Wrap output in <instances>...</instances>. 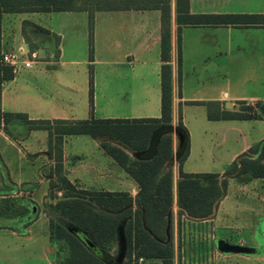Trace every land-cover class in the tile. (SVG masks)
Segmentation results:
<instances>
[{
	"label": "crops",
	"instance_id": "1",
	"mask_svg": "<svg viewBox=\"0 0 264 264\" xmlns=\"http://www.w3.org/2000/svg\"><path fill=\"white\" fill-rule=\"evenodd\" d=\"M176 0H170L171 18V69H172V121L176 126L179 122V112L181 122L187 130V134L192 139L193 131L188 123L186 115H183L184 107L194 106L198 108L196 122H199L207 134L212 129L220 126L221 121H249L262 119H209L207 116L206 102H213L211 105L214 113L225 109L237 110L239 102L255 105L257 101L264 102V93L261 95L248 94L231 97L225 84L219 83L218 72L224 68L223 61L227 58H253L264 62V25L232 26V25H181L180 30V80L177 76V27L176 23ZM45 14V19L49 23L35 21L33 19L21 18L20 26L13 33L12 48L23 47L26 51L45 50V55L32 68H19L12 72L11 78H5L4 65L0 61V111L25 113L29 119H70L82 120L89 118L107 119H139V118H159L160 117V34L161 22L160 11L157 9L147 10H109L97 11L94 14L93 28V58L90 60L89 51L75 52L74 43L80 49V43H86L89 48V14L87 11H17L2 12L0 15V57L2 52L15 51L5 49L2 43V19L8 14ZM101 13L106 14V20L102 23V28L96 23ZM190 14H264V0H189ZM105 42V55L101 56L97 42ZM98 46V47H97ZM87 48V49H88ZM58 52V54H57ZM126 60V63L124 62ZM100 63L107 68L103 73L93 69V63ZM95 65V64H94ZM120 65H127L131 69L129 76L124 78L123 72L115 71ZM148 65H155L157 69L150 71ZM82 67V68H80ZM92 68L93 96L92 106L89 101V70ZM157 78H152V75ZM213 74V77L211 75ZM191 78L189 79V77ZM209 76V77H208ZM194 77V79L192 78ZM202 77V78H201ZM207 77V78H205ZM205 78V79H203ZM216 78V79H215ZM223 81V80H221ZM227 100L230 104L226 108ZM217 102V104L215 103ZM202 108L203 110H199ZM202 116L204 118H202ZM212 123V124H211ZM24 136L30 135L33 131H43L46 136L42 137L40 144L41 154H44L42 167L43 180L48 181V195L43 196L42 201L49 199L51 193L50 178L47 173L54 164V159L48 153V132L47 130H27L25 126ZM231 129L242 132L239 124H229ZM17 128L14 131L16 135ZM189 132V133H188ZM241 133V134H242ZM0 134L11 147L19 153L20 148L5 133L3 125H0ZM22 135V137H23ZM72 136H88L94 142L93 154L77 152L74 155L68 153L66 144L68 138ZM188 136V141L189 140ZM8 137V138H7ZM264 138L258 139V142ZM173 155L177 146V139L172 135ZM244 141L239 149L232 153V162L240 157L249 154L248 150L255 144ZM63 171L65 176L77 189L107 191V192H127L131 197H135L139 190L137 182L122 168L114 159L108 155L99 145V142L87 134L67 135L63 138ZM190 149V147H189ZM132 156V153H130ZM189 155V154H188ZM187 155V157H188ZM0 152V197H5L9 191L11 197H23L30 199L34 203L31 205L30 214L20 221H27L32 225L34 216L44 209L43 202L34 199L35 183L27 181H13L8 174L5 179L2 173L5 172V164ZM133 157V156H132ZM173 157V156H172ZM186 157V159H187ZM242 157V158H243ZM30 158H35L31 156ZM75 159L80 165L76 166ZM185 173H198L184 170ZM173 172V192L174 201L171 207L172 213L176 210V215L172 217L173 230L170 240L173 245V264H219L217 260L220 255H225L217 249L215 241L223 239L230 244H240L250 248H261L262 253L241 254L245 257L255 256L264 258V232L262 234L253 233L246 238L229 240L218 230V222L226 224V216L219 215L221 202L224 198L217 199L211 214L203 218H195L187 213L180 220L177 217L176 183L178 179V160L167 164ZM6 170V168H5ZM219 176L222 173H217ZM73 175V177H71ZM264 185V178H257ZM220 180V178H218ZM7 181V182H6ZM58 183L54 186L56 189ZM55 189H53L55 191ZM44 200V201H45ZM256 202L262 204V208L257 216L264 219V197L258 198ZM217 204V205H216ZM136 208V205H133ZM47 218V216L45 215ZM176 217V218H175ZM238 218V216H236ZM19 220V219H17ZM185 220V223L183 222ZM252 221H250L251 224ZM48 223V218H47ZM176 223V227L174 226ZM24 226V225H23ZM27 226V225H26ZM26 226H24L26 229ZM222 227H225L222 225ZM234 227V226H233ZM226 228V227H225ZM236 228V227H234ZM2 229V228H0ZM8 229L5 228V231ZM30 230V229H29ZM14 234L28 233L11 231ZM18 236V235H14ZM48 246L53 254L55 248L49 241V227H47ZM168 241V242H169ZM164 243H167L164 241ZM204 247L208 250L206 256H198L194 251L186 254V250H193L196 247ZM182 252H184L182 254ZM223 253V254H222ZM225 253V254H224ZM200 257V258H199ZM206 257V258H205ZM142 258V257H140ZM203 259V260H201ZM52 264L53 258H49ZM159 264V260H148L142 258L141 263Z\"/></svg>",
	"mask_w": 264,
	"mask_h": 264
},
{
	"label": "trees",
	"instance_id": "2",
	"mask_svg": "<svg viewBox=\"0 0 264 264\" xmlns=\"http://www.w3.org/2000/svg\"><path fill=\"white\" fill-rule=\"evenodd\" d=\"M147 10L160 11V117L139 119H107L89 118L70 119H29L27 114L0 111V125L7 135L14 137V131L23 125L27 130L43 129L48 132V153L54 164L47 173L50 187L58 183L56 192H62L55 202H45L43 211L48 218L49 241L55 248L52 264H106L93 255L72 233L67 226L73 225L85 232L98 247L110 254L116 245V228L123 220L128 244V264L132 252L137 257L148 260H159V264H173V245L166 239L167 215L174 201L173 172L167 167L173 156V139L171 134L160 139L157 154L150 160H138L130 155L148 146L151 132L172 121V69H171V33L170 0H0L2 12L17 11H79L89 14V58H93L94 14L97 11L109 10ZM177 27V76L180 80V30L181 25H232L249 26L264 25V14H190L189 0H176ZM58 54V52H57ZM5 78L12 77V68H4ZM89 70V101L92 106L93 77ZM217 104V102H215ZM237 110L225 109L215 114L206 102L209 119H262L264 118V102L255 105L239 102ZM178 126L187 134L181 122L179 112ZM87 134L99 142L101 148L110 155L137 182L139 190L135 197L127 192H107L77 189L65 176L63 171V138L67 135ZM15 138V137H14ZM259 143L248 152L256 153ZM189 152L187 147L178 160V179L176 183V202L178 213L186 212L195 218H203L211 214L214 202L221 195L219 174L217 173H185L182 163ZM241 169L237 177L245 179L264 178V145L256 158L243 157ZM237 169L234 160L227 172ZM225 185V181H223ZM9 192V191H8ZM6 192V193H8ZM0 197V219H24L30 214V199L23 197L10 198L6 194ZM55 196L50 193V199ZM16 205L10 208L7 205ZM3 205L5 207L3 208ZM133 205L137 207L134 208ZM8 211V212H5ZM144 214L145 225L142 216ZM29 222H25L26 226ZM172 233V221L170 234Z\"/></svg>",
	"mask_w": 264,
	"mask_h": 264
},
{
	"label": "rangeland",
	"instance_id": "3",
	"mask_svg": "<svg viewBox=\"0 0 264 264\" xmlns=\"http://www.w3.org/2000/svg\"><path fill=\"white\" fill-rule=\"evenodd\" d=\"M106 14L107 13H101L96 21L100 28L103 27L102 23L106 20ZM7 16L8 17L2 19V43L5 49L9 50H17L16 47L12 48V39L14 31L16 32L20 26L21 18H34L35 21L49 23L48 20L45 19V14L32 15L25 13H11ZM79 45L81 47L80 49H77V43L72 45V47L74 46L75 52H81V49L83 51V48L86 52L87 50L89 51L87 42L80 43ZM97 45L100 47L99 51L101 56L104 57L105 42L99 41L97 42ZM126 60L127 59L124 61L125 63ZM223 64L224 68H222V71H220V73L218 72L217 75L219 76V83L225 84L231 97L248 94L261 95L264 93L263 61L259 59L255 60L253 58H241V60H238L237 58H227L226 61H223ZM92 67L99 73H103L105 68H107V66L97 62L93 63ZM148 68L153 72L157 69V66L148 65ZM115 71L123 72L124 78L131 73V69L127 65H120ZM153 77L154 79L155 77L158 79L155 73L154 76L152 75V78ZM211 77H213V74ZM190 78L191 76L189 79ZM192 78L194 79V77ZM199 110L203 109L200 108ZM197 112L198 108L194 106L184 107V110H182L183 115H186L188 123L193 131L192 139L188 135L190 149L188 152L189 155L184 163V170L198 173H222L219 178L228 174L221 181V184L219 182L221 195L217 198H224L219 206V208L221 207L219 215L228 217L226 218V224L219 221L217 226L219 232H221L224 237L232 241L237 240L238 238H246L253 233L262 234L264 232V219L260 220V216H257V213H259L262 208V204L255 201L258 198L264 197V185L262 181L259 179L237 177L236 174H233L235 170H231L227 173L226 171L232 163V153L239 149L241 143L244 141V136L247 142L251 145L257 143L258 139L262 136L264 137V120L221 121L218 124L222 127L209 130L210 132L206 134L204 130H202L203 128L200 127L201 125L199 122H196L198 119ZM202 118L204 117L202 116ZM229 124H239V126H242L243 133L236 129L228 128L227 126ZM23 131L24 128L19 126L18 131H16L17 134L14 135L15 138L9 136V138L20 148L19 153L16 149L11 147L3 139L5 137H2L0 134V152L6 168V170L5 168L3 169L5 172L2 173V176H4L5 179L8 174L9 178L13 181L21 180L24 182L29 180L35 183L34 199L43 202L42 207H44L45 202H55L58 197L62 196V192H56L53 190L55 189V185H53L51 191H54V194L57 197L50 199L49 195L47 201L45 199V201L41 200L43 196L48 195V191L50 190L48 181L43 180L41 174V165H43L45 159L44 154L40 153V147L44 148L45 146L40 144V140L42 137H45L46 134L43 131H33L30 135L25 137ZM262 140H264V138L259 141ZM92 142L94 141L88 136H72L68 138L66 149L71 155H74L77 152H85L88 155H94V153L91 152L93 150ZM256 153H249V156H253ZM31 156H34L35 158L32 159L30 158ZM94 156L97 157V155ZM77 160L79 159H75L76 166L80 165ZM71 177H73V175ZM223 181H225V185L223 184ZM222 191L224 192L222 193ZM6 194L10 193L8 192ZM9 197L12 198L11 196ZM7 205L10 206V208L16 207V205H10V203H7ZM4 207L5 205H3V208ZM178 210L179 208L177 209V217L181 224L186 212L179 214ZM175 215L176 210L173 213L171 211V221L172 217L174 218ZM236 216H238V218ZM34 218L32 225L26 223L28 226L26 227L30 230L24 227L26 221H20L16 218L0 219V228H2L0 229V264H50L49 258L52 259L53 256L48 246L47 218L42 211L39 212V210ZM250 221H252L251 224ZM183 222L185 223V220ZM222 225L226 228L222 227ZM174 226H177L176 223H174ZM5 228L8 230L5 231ZM12 230H15L16 233L24 232L25 234L27 231L28 233L26 235L18 233L14 234L18 236H14L11 233ZM255 249L256 254H260L263 251L259 247ZM116 250L117 243L115 247L111 249L110 254L115 255ZM190 251L191 252L188 253L189 250H186L185 253L191 254L193 253L192 251H194L197 256L196 260H198L199 255L206 256V254H208V250L201 246L196 247L195 250L190 248ZM183 253L184 252H182V254ZM139 258L140 257H137L136 253L133 251L128 264H144L143 261L142 263L139 261ZM126 260L127 255L124 261ZM217 262L219 264H264V258L255 256L245 257L241 254L226 253L225 255H220ZM146 263L149 264L150 261H147Z\"/></svg>",
	"mask_w": 264,
	"mask_h": 264
},
{
	"label": "water",
	"instance_id": "4",
	"mask_svg": "<svg viewBox=\"0 0 264 264\" xmlns=\"http://www.w3.org/2000/svg\"><path fill=\"white\" fill-rule=\"evenodd\" d=\"M39 57H43L45 55V50L41 49L38 51ZM230 104L229 102L226 103V108H229ZM166 134H171L174 135L177 139V146L174 151V155L172 157V161L174 160H179V158L183 155L185 152V149L187 147V134L186 132L179 127L178 125L174 126L172 124L170 125H163L160 126L156 129H154L151 132L148 146L139 151H135L132 153V156L135 159L138 160H150L153 157L156 156L157 154V148L160 142V139L163 135ZM264 145V140H262L259 144L258 151L255 155L249 156V154H246L245 157H251V158H256L258 157L259 153L261 152L262 146ZM243 157V156H242ZM237 159V169L233 174H236L242 166L241 163V158ZM225 174L222 177H220V184L221 181L226 177ZM224 191H222L223 193ZM137 207V206H136ZM142 221H143V226L146 228L145 225V218L144 214L142 216ZM126 220H123L120 224H118L116 228V243H117V250L115 255H111L101 249L100 247L97 246V244L81 229H79L76 226L69 225L67 226V229L70 233H72L93 255L98 257L100 260L105 262L106 264H122L125 260V257L127 255V250H128V244H127V239L125 235V230H124V225H125ZM170 223H171V211H169L167 215V227H166V242L170 240ZM147 229V228H146ZM215 245L217 249L221 252L229 253H244V254H251L255 252L254 248L242 246L240 244H230L227 241L223 239H217L215 241Z\"/></svg>",
	"mask_w": 264,
	"mask_h": 264
},
{
	"label": "built area",
	"instance_id": "5",
	"mask_svg": "<svg viewBox=\"0 0 264 264\" xmlns=\"http://www.w3.org/2000/svg\"><path fill=\"white\" fill-rule=\"evenodd\" d=\"M40 59L36 50L26 51L23 47H19L16 51L2 52L0 57V61L10 66L12 72H16L19 68H32ZM141 260L142 258H139V261Z\"/></svg>",
	"mask_w": 264,
	"mask_h": 264
}]
</instances>
